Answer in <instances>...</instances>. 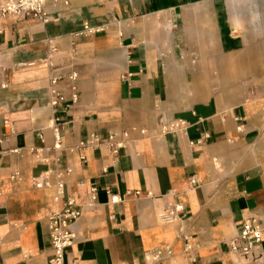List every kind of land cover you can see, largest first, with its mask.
I'll use <instances>...</instances> for the list:
<instances>
[{"label": "crops", "instance_id": "obj_1", "mask_svg": "<svg viewBox=\"0 0 264 264\" xmlns=\"http://www.w3.org/2000/svg\"><path fill=\"white\" fill-rule=\"evenodd\" d=\"M69 1L47 3L48 24L0 19V264H50L58 174L65 199L84 202L98 189L66 264H147L166 246L173 255L162 264H192V254L196 264H258L228 242L243 222L264 224V45L252 11L262 0ZM85 23L105 31L76 36ZM72 72L79 102L59 109L55 151L49 78ZM59 89L70 96L68 82ZM161 117L186 121L187 135H161ZM123 131L130 142L118 157L71 151L92 134ZM48 171L51 186L37 188ZM169 203L186 207L180 222L160 220Z\"/></svg>", "mask_w": 264, "mask_h": 264}, {"label": "built area", "instance_id": "obj_2", "mask_svg": "<svg viewBox=\"0 0 264 264\" xmlns=\"http://www.w3.org/2000/svg\"><path fill=\"white\" fill-rule=\"evenodd\" d=\"M48 2H52L54 6L63 3L68 6L69 0H0V19L7 17L13 18H34L42 24L50 22V15L46 10ZM104 27H91L88 23L83 25L82 30L76 36H92L104 32ZM56 48H52L51 54L44 60L49 69H54L53 53ZM132 73L122 76V80L128 82L132 77ZM79 75L77 72H72L67 76H51L49 78V92H50V106L56 116L52 120L51 129L54 132L56 144L55 151L62 148L61 145V125H59L60 108L63 107L64 112L74 108L79 102V93L77 82ZM68 82L70 89V96L68 97L63 91L59 89V85L63 82ZM8 123V122H5ZM161 135L168 134H183L187 135L190 128L189 124L184 120H173L167 117H161L159 120ZM135 131V129H133ZM15 134L11 130V136ZM141 135H145L146 131L141 130ZM7 135L0 133V144L6 141ZM130 142V131H123L121 133H113L106 138L92 134L90 137L79 143L78 146L71 149V151H85L87 149H106L112 156L118 157L122 150H124ZM194 144L193 142L191 143ZM198 144V142L196 143ZM81 160L86 158L81 156ZM46 162L47 160H43ZM68 173H71L68 171ZM51 171L45 173L43 177L36 179L35 186L37 188L50 187L51 183L49 176ZM62 174L57 175V183L55 185L57 195L55 202L60 203L59 208L49 214L48 229L51 242L52 255L50 264H66L65 256L67 250L72 247L76 241V226L83 217L84 209L93 207L98 200V189L91 187L84 202L76 198L65 199V184L62 180ZM192 187L198 185V180L195 177L190 179ZM110 193V191H108ZM139 194V193H136ZM112 203H119L118 196L111 197ZM186 214V207L183 204L169 203L166 211L160 215V220L165 224H173L180 222ZM183 232V229H181ZM186 241L188 238L185 237ZM264 239V224L256 218H251L241 224L238 233L235 237L229 240V251L235 255L245 258L252 263L260 264V260L264 258L262 251V243ZM186 251L192 253L194 247L187 243ZM173 251L171 246H166L164 249H155L145 256L147 264H162L163 260L171 257ZM197 259L195 254L190 257V263L196 264Z\"/></svg>", "mask_w": 264, "mask_h": 264}, {"label": "rangeland", "instance_id": "obj_3", "mask_svg": "<svg viewBox=\"0 0 264 264\" xmlns=\"http://www.w3.org/2000/svg\"><path fill=\"white\" fill-rule=\"evenodd\" d=\"M252 11L255 12L258 15V17H259L258 18V24H259V28H261L260 32H263L262 35H259V36L256 37L257 44L264 45V0H262L260 3L256 4L254 6V9H252ZM212 70L214 71V74H217L216 69H212ZM257 72L260 75H262V74L264 75V68L257 69ZM222 74H224L225 76L230 77V76H232L234 74H237V71H234V69H232V68H225L224 71H222Z\"/></svg>", "mask_w": 264, "mask_h": 264}]
</instances>
